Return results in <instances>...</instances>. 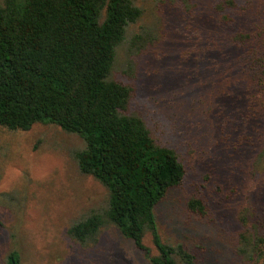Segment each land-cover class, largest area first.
Segmentation results:
<instances>
[{
	"label": "rangeland",
	"instance_id": "374dc122",
	"mask_svg": "<svg viewBox=\"0 0 264 264\" xmlns=\"http://www.w3.org/2000/svg\"><path fill=\"white\" fill-rule=\"evenodd\" d=\"M181 4L138 0L143 16L129 28L125 44L133 32L156 38L136 57L130 107L187 170L183 185L156 208L159 234L195 253L198 264H264V259H243L236 250L242 230L238 201L257 144L242 142L241 122L230 124L228 112L218 115L224 99L227 111L240 103L244 117L252 107L264 111V100L250 96L242 76L248 62L237 59L249 48L237 50L238 43L229 40L247 32L251 47L264 39V0H190L187 10ZM121 57L120 52L119 62ZM259 63L264 64V53ZM112 76L118 77L119 69ZM213 126L219 127L216 134ZM81 146L77 136L54 125L37 124L27 132L0 129V264L11 250L20 264H149L114 227L103 226L92 245L67 236L72 222L106 200L102 186L81 176L70 157ZM197 189L208 202L203 216L185 209V197ZM144 245L156 253L150 236Z\"/></svg>",
	"mask_w": 264,
	"mask_h": 264
},
{
	"label": "trees",
	"instance_id": "16d2710c",
	"mask_svg": "<svg viewBox=\"0 0 264 264\" xmlns=\"http://www.w3.org/2000/svg\"><path fill=\"white\" fill-rule=\"evenodd\" d=\"M137 1L0 0V129L27 132L37 124L54 125L82 141L70 157L81 176L102 186L106 200L102 208L70 224L69 238L92 245L101 228L111 226L149 264H198L195 253L180 243L163 241L159 234L156 208L183 185L187 170L177 152L158 144L142 114L130 107L139 51L156 39L133 32L125 47L129 28L143 16ZM168 1L177 4L159 0L162 5ZM179 1L187 10L190 0ZM229 40L238 43L237 50L249 48L237 59L248 62L242 75L248 78V93L264 100V84L257 82L264 79V64L259 63L264 39L251 47L247 32ZM116 68L119 76L113 77ZM226 108L224 99L218 115L228 112L234 119L230 124L241 122L242 142L257 144L245 175L246 190L238 201L242 230L236 250L243 259H264V133L259 136L264 111L252 107L244 117L240 103L233 110ZM218 130L213 126L211 133ZM214 149L221 153L219 143ZM185 198L189 213L205 214L208 202L200 189ZM147 235L155 254L144 245ZM6 264H20L19 254L9 251Z\"/></svg>",
	"mask_w": 264,
	"mask_h": 264
}]
</instances>
